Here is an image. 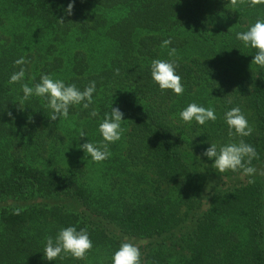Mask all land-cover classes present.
<instances>
[{"label":"trees","instance_id":"1","mask_svg":"<svg viewBox=\"0 0 264 264\" xmlns=\"http://www.w3.org/2000/svg\"><path fill=\"white\" fill-rule=\"evenodd\" d=\"M258 18L264 0H0V264H110L125 242L142 264H264V68L236 39ZM171 48L179 96L150 75ZM42 75L81 90L95 81L93 103L50 120L42 98L23 99L22 84ZM193 102L216 121H180ZM111 106L124 114L121 138L97 162L79 145L102 142ZM237 106L250 136L229 135L224 113ZM240 139L258 154L254 183L202 155ZM68 226L86 229L92 250L45 260V238Z\"/></svg>","mask_w":264,"mask_h":264},{"label":"clouds","instance_id":"2","mask_svg":"<svg viewBox=\"0 0 264 264\" xmlns=\"http://www.w3.org/2000/svg\"><path fill=\"white\" fill-rule=\"evenodd\" d=\"M256 0H253L255 3ZM74 3H69L66 12L71 15ZM236 39L246 48L255 50L252 64L264 68V19L258 18L247 30L236 33ZM171 40H165L162 47H168ZM176 49L171 48L168 52L169 59H154L150 65V75L153 83L158 86L161 92L171 91L174 95H182L184 86L181 76L178 74L179 67L177 61L173 59ZM26 59L20 57L15 60L16 65L26 64ZM25 69L21 67L14 72L9 83H17L24 79ZM23 99L28 100L35 96L42 98L46 102V107L51 111L50 120L56 121L58 118L67 117L71 106L82 105L85 109L93 103V96L96 92V83L91 81L83 90L75 84H66L62 79H54L49 75H42L40 81L30 87L22 84ZM98 110H92L91 117L98 116ZM123 113L119 108L111 106L110 113H106L99 123L98 132L102 142H88L80 144L79 149L85 153V157L100 162L106 160L110 155L109 145L120 140L122 131ZM179 120L186 124L195 123L198 126H205L208 122H215L217 119L213 107H204L195 102L189 103L178 113ZM224 122L227 125L229 135L238 137L250 136L253 128L242 109L232 107L224 113ZM87 137L83 130L80 131V138ZM210 142V141H209ZM212 161V168L219 174L231 171L239 172L242 176L249 178V183H254L252 179L257 174V169L252 166L254 159L258 158L256 149L246 143L243 139L239 142H230L217 146L210 142V146L202 154ZM93 241L86 229L77 230L75 226L61 228L55 236L45 238L43 248V258L49 262H54L63 255H70L73 259L83 260L87 253L92 250ZM110 264H142L140 249L133 243H121L110 257Z\"/></svg>","mask_w":264,"mask_h":264},{"label":"rangeland","instance_id":"3","mask_svg":"<svg viewBox=\"0 0 264 264\" xmlns=\"http://www.w3.org/2000/svg\"><path fill=\"white\" fill-rule=\"evenodd\" d=\"M240 179H241V178H240ZM222 182H224V183H225V182L228 183V181H225V180H223Z\"/></svg>","mask_w":264,"mask_h":264}]
</instances>
